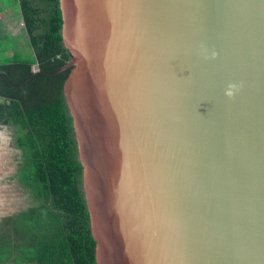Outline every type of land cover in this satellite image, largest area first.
I'll return each mask as SVG.
<instances>
[{
	"label": "water",
	"instance_id": "water-1",
	"mask_svg": "<svg viewBox=\"0 0 264 264\" xmlns=\"http://www.w3.org/2000/svg\"><path fill=\"white\" fill-rule=\"evenodd\" d=\"M58 3L95 263L264 264V0Z\"/></svg>",
	"mask_w": 264,
	"mask_h": 264
},
{
	"label": "trees",
	"instance_id": "trees-1",
	"mask_svg": "<svg viewBox=\"0 0 264 264\" xmlns=\"http://www.w3.org/2000/svg\"><path fill=\"white\" fill-rule=\"evenodd\" d=\"M32 54L0 62V126L20 151L15 177L32 205L0 221V264H96L71 118L58 0H10ZM36 70V71H35Z\"/></svg>",
	"mask_w": 264,
	"mask_h": 264
},
{
	"label": "rangeland",
	"instance_id": "rangeland-1",
	"mask_svg": "<svg viewBox=\"0 0 264 264\" xmlns=\"http://www.w3.org/2000/svg\"><path fill=\"white\" fill-rule=\"evenodd\" d=\"M18 40L1 39L0 45L5 44L2 49L9 44L12 49L15 44V50L25 56L31 55V48L24 36L23 26L16 25ZM5 52L0 50V62L6 61L8 58ZM36 71V70H35ZM13 130L5 126H0V221L7 216H13L20 211L25 210L32 205V200L28 192L18 183L15 177L17 166L20 162V151L16 148L13 141ZM6 264H10L6 263Z\"/></svg>",
	"mask_w": 264,
	"mask_h": 264
},
{
	"label": "crops",
	"instance_id": "crops-1",
	"mask_svg": "<svg viewBox=\"0 0 264 264\" xmlns=\"http://www.w3.org/2000/svg\"><path fill=\"white\" fill-rule=\"evenodd\" d=\"M18 24L23 26L20 13L17 10V7L14 6V2L10 4V0H0V40H18L17 37L20 35V33H18V29L16 28V25L18 26ZM4 45L5 44L0 45V50L1 52H5L7 54L6 58H10L14 55L16 46L13 44L12 49H10L8 48L9 44H6L4 49H2Z\"/></svg>",
	"mask_w": 264,
	"mask_h": 264
},
{
	"label": "clouds",
	"instance_id": "clouds-1",
	"mask_svg": "<svg viewBox=\"0 0 264 264\" xmlns=\"http://www.w3.org/2000/svg\"><path fill=\"white\" fill-rule=\"evenodd\" d=\"M235 88V85H230L229 86V90L227 91V93H226V95L228 96V97H232L233 95H234V93H233V91L231 90V89H234Z\"/></svg>",
	"mask_w": 264,
	"mask_h": 264
}]
</instances>
